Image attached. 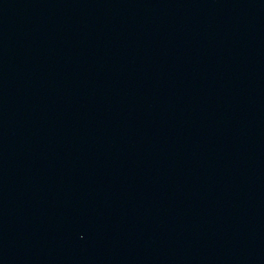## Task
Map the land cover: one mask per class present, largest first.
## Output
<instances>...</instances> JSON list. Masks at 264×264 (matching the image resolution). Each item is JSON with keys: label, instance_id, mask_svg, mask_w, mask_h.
<instances>
[{"label": "water", "instance_id": "obj_1", "mask_svg": "<svg viewBox=\"0 0 264 264\" xmlns=\"http://www.w3.org/2000/svg\"><path fill=\"white\" fill-rule=\"evenodd\" d=\"M0 264H264V0H0Z\"/></svg>", "mask_w": 264, "mask_h": 264}]
</instances>
